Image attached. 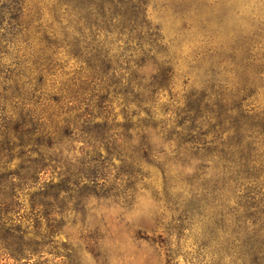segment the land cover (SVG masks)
<instances>
[{"label":"rangeland","instance_id":"374dc122","mask_svg":"<svg viewBox=\"0 0 264 264\" xmlns=\"http://www.w3.org/2000/svg\"><path fill=\"white\" fill-rule=\"evenodd\" d=\"M148 17L167 45L170 86L154 95L149 127L140 124L129 134L120 128L115 151H107L112 145L102 147L99 186L73 194L68 211L57 217V255L45 252L42 259L49 264H250L252 251L236 252L234 232H240V222L246 224L250 236L242 230L241 240L255 243L253 249L263 245L252 231L264 209V135L256 143V122L240 113H264V0H151ZM161 67L150 62L144 72L156 75ZM192 95L202 100L201 130L178 136L177 122ZM243 95L251 96L249 106L236 110ZM121 98L110 111L119 124L126 116L135 124L136 108L125 107ZM222 98L227 102H218ZM229 109L234 119L224 128L231 131L218 141L215 117ZM240 126L238 134L233 127ZM191 136L198 137L192 145ZM78 145L74 154L80 157Z\"/></svg>","mask_w":264,"mask_h":264},{"label":"trees","instance_id":"16d2710c","mask_svg":"<svg viewBox=\"0 0 264 264\" xmlns=\"http://www.w3.org/2000/svg\"><path fill=\"white\" fill-rule=\"evenodd\" d=\"M150 1L0 0V260L49 264L42 258L57 255V217L74 193L99 186L102 147L115 151L120 128L129 134L149 127L154 95L169 88L172 73L161 30L148 17ZM150 62L162 66L156 75L144 72ZM121 96L125 107L136 108L135 124L127 116L119 124L110 111ZM250 97L243 95L236 110L248 108ZM193 98L177 122L178 136L201 130L202 100ZM232 111L215 117L218 141L231 131L224 127ZM244 112L242 118L256 122L257 143L264 113ZM189 139L192 145L198 137ZM259 216L252 231L263 244L258 249L240 238L242 230L250 236L249 226L240 222L234 232L236 252L252 251L250 264H264L263 207Z\"/></svg>","mask_w":264,"mask_h":264}]
</instances>
